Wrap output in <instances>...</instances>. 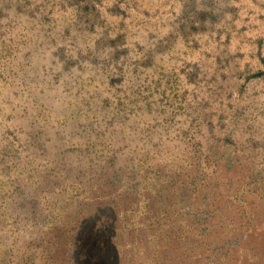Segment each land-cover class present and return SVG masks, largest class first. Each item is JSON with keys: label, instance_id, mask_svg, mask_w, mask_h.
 I'll use <instances>...</instances> for the list:
<instances>
[{"label": "rangeland", "instance_id": "obj_1", "mask_svg": "<svg viewBox=\"0 0 264 264\" xmlns=\"http://www.w3.org/2000/svg\"><path fill=\"white\" fill-rule=\"evenodd\" d=\"M261 232L264 0H0V264H163L175 235L264 264Z\"/></svg>", "mask_w": 264, "mask_h": 264}, {"label": "trees", "instance_id": "obj_2", "mask_svg": "<svg viewBox=\"0 0 264 264\" xmlns=\"http://www.w3.org/2000/svg\"><path fill=\"white\" fill-rule=\"evenodd\" d=\"M189 167H192L193 164L189 163ZM198 171H196L197 173ZM183 175H177L176 177L180 178ZM176 178V180H178ZM187 181L189 185L195 186L197 185L196 179H194L191 175L187 176ZM184 184L185 182H181ZM150 196L146 195L144 197V206L143 209L145 211H139L136 209V206L130 202V204H127L124 207H120L117 205V207L113 210V212L110 215H107L105 219V230H113L114 227L117 226V222L122 224L123 228H138L141 226L142 221V215L144 214H151L152 212L148 209L150 208V204L147 203L150 200ZM125 205V204H124ZM107 219L110 222H106ZM111 222L113 224H111ZM264 233H259L258 236H263ZM130 249H132L130 247ZM193 250L195 248L193 247H186L185 240L181 238L179 235H175L173 240L170 242V244L166 245L164 247V250L162 251V254L160 256L161 260L163 261V264H201V260L192 258ZM196 252V251H195ZM201 255H198L197 258H201ZM194 259V260H191ZM202 264H205L204 262Z\"/></svg>", "mask_w": 264, "mask_h": 264}]
</instances>
